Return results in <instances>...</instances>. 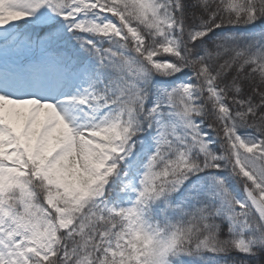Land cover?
Returning a JSON list of instances; mask_svg holds the SVG:
<instances>
[{"label":"snow or ice","instance_id":"snow-or-ice-1","mask_svg":"<svg viewBox=\"0 0 264 264\" xmlns=\"http://www.w3.org/2000/svg\"><path fill=\"white\" fill-rule=\"evenodd\" d=\"M0 264H264V0H0Z\"/></svg>","mask_w":264,"mask_h":264}]
</instances>
